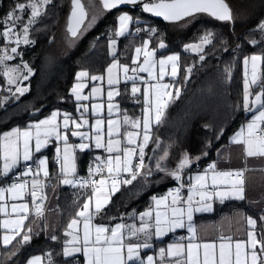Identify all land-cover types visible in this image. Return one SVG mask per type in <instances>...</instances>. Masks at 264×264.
Segmentation results:
<instances>
[{"label": "snow or ice", "instance_id": "1", "mask_svg": "<svg viewBox=\"0 0 264 264\" xmlns=\"http://www.w3.org/2000/svg\"><path fill=\"white\" fill-rule=\"evenodd\" d=\"M142 2L143 0H103V7L107 10L115 9L121 5L137 7ZM49 3L51 0H28L27 3L14 2L13 7L0 19V24L4 25L3 31L0 32V38L11 43L13 35H15L16 44L31 43L32 41L28 38L29 28L43 14L42 7ZM71 3L72 13L67 30L73 37H76L78 26L83 23L87 13L81 0H71ZM28 8H31V15L21 30L23 33L21 41V35L17 31L22 21L20 13H24ZM142 11L151 13L156 17H162L169 22L185 21V18L191 19L201 13H206L221 22H230L235 19L226 0H158V2L157 0H149V2H143ZM118 22L119 27L114 32L115 37L124 36L129 32L130 24L139 23L127 12L119 15ZM141 31V28H136L137 33ZM147 31L156 33L157 29L150 27ZM256 31L264 36V21L257 26ZM214 39L215 34L211 30H206L199 37L200 42L198 44H187L184 46V50L202 53L204 45L211 44ZM222 43H226V41H222ZM250 43L255 45L258 41L251 40ZM115 45L116 40L110 38L108 47L110 55L113 56V62L106 69L109 86L107 91L109 118L107 119L106 141L105 120L99 115L103 105L93 103L91 106V114L97 116L94 124H90L86 118L89 107L82 102L88 101L102 91L100 87H93L89 95L82 94L86 87L83 80L89 77V72L86 70L76 73L77 82L73 84L70 90L77 102L76 111L80 115L79 120L74 118L71 113L61 114L57 110L38 122L30 123L24 130L13 128L0 135V160L3 161L2 167H0V182H6L10 174L12 176L10 186H0V201L5 199V193L9 194L8 199L20 201L11 204V215L14 218L0 222V227L7 231V234L3 236V244L8 246L17 237H21L20 247L22 248L30 243L33 235H39L31 226H28L25 231V222L29 220L30 216H35L37 221L44 216V201L47 197L42 193L48 186L47 181L51 177L47 158L38 157L37 154L54 140L57 145L55 163L59 166L57 175L62 177L60 182L74 188L79 187L86 190L90 187L92 189L91 195L85 191L84 195L87 198L80 210L76 212L77 218H73L67 225L68 230L65 231L64 235L70 239L64 241L62 255L65 258H75L79 254L83 256L84 264H154V257L149 255L145 260L140 255L141 250L153 247L151 243L153 237L160 240L170 232L186 228L189 233L188 244L185 246L183 243L173 242L167 246V249L160 248L158 255L161 264L164 262L165 255L173 258L170 264H264V232L258 238L257 221L250 216L247 218L249 229L247 241L236 240L233 243L231 236L221 235L218 252L215 242H195L197 230L194 225V214L211 212L214 199H218L221 203L229 199L244 200V171L247 169L220 171L217 170L216 163H212L202 174L197 173L195 176H190L187 184H185L182 182V173L194 162L187 152L182 154L179 163L172 169L167 168L163 163L169 158L167 150L164 151L163 155L155 158L154 170L151 165H145V148L152 139V123L160 124L168 103L171 99H178L180 96V88L160 82L164 80L166 75H169L166 70L169 65L171 66V77L174 80L178 77L180 55L178 53L168 55L157 61L155 59L156 50H149V41L145 40L142 47L135 49V56L132 58V64L135 66L130 67L127 64H120L115 58ZM158 47L160 49L166 48L163 40ZM236 47L239 48L240 46L237 45ZM225 50L227 51V49ZM0 51L3 52V55H0V64L5 65L3 75L7 78L9 85H16L13 96H16L17 93L23 96L29 91V88L20 85L22 81L28 80L33 74L32 69L27 63L23 64L26 73H23L19 66L8 67L5 62L12 60L14 56L8 54L7 45ZM10 51L12 54L19 55L17 47H12ZM141 55L144 57L143 63H138ZM204 59V55H199L200 61ZM250 60L252 66L251 81L248 79L249 57H245L243 61L245 66L243 109L245 112L252 113V116L246 125V130L242 129L241 132L237 133L232 138V142L243 144L247 157L264 158V100H262L264 98V85H261V92L250 100L252 95L250 85H256L259 80L257 69L259 63L264 60V55L254 54ZM114 69H122L124 81L132 82L131 93L134 97L141 92V88L136 85V80H143L137 73H147L148 80L156 81L155 83L144 81L142 117L132 119L125 112L122 121L111 118L114 111H119L118 105L113 103L114 97L121 95L119 89L115 87L120 84V77L118 73L114 75ZM192 71V67L185 69L187 73L185 80L189 78ZM129 72L132 75H129ZM225 72L231 74L229 68H226ZM90 78L92 81L103 80L102 76L96 75H92ZM170 87L173 88L172 91H169ZM61 115L62 124L58 120ZM70 125L74 126L75 130H72ZM128 126L135 131L127 130ZM122 127L125 129L123 132H121ZM84 128H88V130L82 131L81 129ZM69 131L71 136L80 140V143H69V136L67 135ZM141 135L142 142H139ZM121 136L123 139L120 138ZM93 144L96 149L103 148L108 156L106 158L95 157L93 161L95 167L90 164L88 168V179L77 178L76 152L77 150L79 152L90 150ZM157 144L159 145L158 139ZM206 147H211V143L209 142ZM155 151L156 149H153V152ZM199 158L196 157L195 159L198 160ZM148 159L151 160L153 157H148ZM105 169L108 173L106 178L93 179L96 174L102 173ZM154 171L164 172L166 176L178 183V187L170 189L165 197H152L156 206L154 214L152 209L140 213L139 226L135 223L131 225L118 223L114 227H110L93 223L94 218L102 214L111 202V197L119 192L122 186L131 185L138 177H144L145 183H147L148 177L152 176ZM41 174L43 180L40 178ZM129 176L130 178H128ZM27 177H31L30 183ZM185 188L187 189L186 197L182 191ZM26 194L31 196V205L25 200ZM169 198L170 203H168ZM161 206H163L164 211L160 210ZM0 213L9 215L7 204H0ZM129 217L133 220L136 219L133 214H129ZM260 219L264 221V215ZM37 221H33V223ZM81 223L83 224L82 236L79 234L78 228ZM141 238L143 239L141 240ZM51 239L56 241L58 237L52 235ZM133 239L137 242L131 243L130 241ZM47 258L49 264H53L50 254L47 255ZM40 261L41 257L36 256L29 259L27 264H40Z\"/></svg>", "mask_w": 264, "mask_h": 264}, {"label": "trees", "instance_id": "2", "mask_svg": "<svg viewBox=\"0 0 264 264\" xmlns=\"http://www.w3.org/2000/svg\"><path fill=\"white\" fill-rule=\"evenodd\" d=\"M24 1L1 0L0 19L14 2ZM54 2L52 0L46 13L32 25V30L36 31L29 36L33 40V46L19 48L23 50L24 58L33 60L34 63L35 71L29 92L15 101H3L5 90L0 89V134L15 125H25L31 119L38 120L55 108L69 111L74 105L70 90L76 73L83 69L89 72V76L103 74L111 60L107 44L110 38L116 40L115 58L128 65L131 64L134 48L144 39H149L154 46L162 37L167 49L158 52L157 56L171 52H178L180 55V76L177 80V85L181 87L180 96L168 103L162 122L152 128L148 150L157 145L160 153L165 150H176L181 154L187 152L192 158L200 157L198 166L205 167L214 158L216 150L227 143L240 125L250 118L251 114L243 109V61L245 57L263 52L264 37L254 29L264 21V0H226L235 17L230 22L217 21L208 14L201 13L191 19L185 18V22L191 20L190 24L180 27L181 21L169 22L139 14L148 23L132 25L131 31L122 37H115L112 32L116 26V17L122 11L134 12L125 8L106 10L100 0H94L101 7V19L77 40L75 48L68 49L67 54L58 51L61 49L60 45L67 48L62 43L68 39L65 26L71 0H65L61 9H50ZM137 27L142 31L137 33ZM150 27L156 28L157 32L149 33L147 30ZM200 29L211 30L215 34L214 41L205 46L202 52L205 56L203 61L199 60V55L184 50L186 44L197 40L194 39L197 36L195 31ZM251 40L258 43L254 45L250 43ZM237 45L240 47L237 48ZM188 67H192L193 71L185 80V69ZM226 68L230 69V75L225 72ZM260 82L257 87L264 83V72ZM2 84L3 78L0 74V85ZM257 87L254 89L257 90ZM122 95V101H125L127 94ZM131 107L135 106L128 105V108ZM209 142L211 147H206ZM173 180L164 172H153L147 183L144 177H138L131 185L122 186L111 197V202L100 219L107 225L130 221L129 214L137 215L150 208L152 197L172 187L175 184ZM81 198L76 199L71 191L63 188L59 191L61 229L65 227V222L75 216L81 205ZM237 206L242 207L248 214L252 213L244 203L230 202L219 206L214 213L199 218L215 217L221 210H231ZM262 215L264 213L256 214L258 238L264 232V221L260 219ZM63 238L58 236V246ZM20 240L21 237H17L10 246L1 248L0 264H25L28 258L44 252L49 245L42 235H33L30 243L22 248ZM165 241H171V236Z\"/></svg>", "mask_w": 264, "mask_h": 264}, {"label": "crops", "instance_id": "3", "mask_svg": "<svg viewBox=\"0 0 264 264\" xmlns=\"http://www.w3.org/2000/svg\"><path fill=\"white\" fill-rule=\"evenodd\" d=\"M140 22L141 21L139 20V23ZM130 25H129V31H130ZM118 27H119V22H118ZM127 34L128 33H126L125 35H127ZM146 40H148V39H146ZM142 45L139 47H142ZM158 45L156 48H154L156 50L155 59L157 61L160 58L178 53V52H171L168 54L157 56L158 52L161 53L167 49V45H166V48H164V49H160L158 47ZM135 49L132 53V58L135 56ZM116 50L117 49H116V45H115V54H116ZM149 50H153V48L150 47V41H149ZM262 51H263L262 54H256V55H264V39H263V50ZM109 56H110L111 60L108 63V65L105 67L103 74L97 75V76H102L103 80L92 81L90 78L91 76L85 78L83 83L86 84V87L83 89V93H82L84 95H89L91 93L93 87H100L102 89V91L100 93H97L95 97L90 98L88 101H84L82 103L87 104L89 107V113L86 114V118L89 120L90 124H94L95 119L97 118V116H93L91 114L92 104L98 103V104L103 105L102 111L99 115L102 116L105 120V125H104L105 141L107 139V135H106L107 119L109 118L108 112H107V104H108L107 91L109 90V86L107 84L106 69L113 62V56L110 55V50H109ZM132 58H131V65H129L130 67L135 66L132 64ZM143 59H144V57H143V55H141L138 63H143ZM119 63L125 64L122 62H119ZM249 63H250V60H249ZM179 64H180V59H179ZM262 68H264V60H262L259 63V66L257 69V74L259 76V80L257 81V84L256 85H250V91L252 92V95L250 96V100L254 99L255 95L259 94L261 92V86L260 87H257V86L262 82V81L260 82L261 76L264 72ZM166 70L169 73V75H166L164 77V80L160 81V82L161 83H167L170 86L181 88L179 86V84L177 85V80L180 76V71H179L178 77L174 80L170 75L171 66L170 65L167 66ZM156 71H157V75H158V66H157ZM113 73H114V75H116L118 73V75L120 77V84L116 85L115 87H117L119 89L121 95L114 97L113 103L118 105L119 111H114L111 118L112 119H120L122 121L123 114L125 112L132 119L142 117V109L144 107V103H143V101H144V96H143L144 81H148V83H155L156 81L148 80L147 73H137V75L139 77H142L143 80H141V79L136 80V85L141 88V92L138 93L134 97L131 93L132 82L131 81H128V82L124 81V79H123L124 73H123L122 69H119V70L114 69ZM248 73H252V66L250 64H248ZM129 75H132V73L129 72ZM243 78L245 79V66H244ZM248 79H249V77H248ZM249 81H251V78L249 79ZM243 83H244V80H243ZM262 85H264V83ZM256 87H257V90L254 89ZM172 90H173V88L170 87L169 91H172ZM122 94H127V95H125V97H126L125 101H122V97H124V95H122ZM72 98L74 101V105H73L74 107L72 106L73 108L70 109L69 111H65V110L64 111L71 113L74 118L79 120L80 115L76 111L77 102L75 101V98L73 96H72ZM173 99H175V98H173ZM173 99H171V100H173ZM127 100H128V102H127ZM262 100H264V98H262ZM130 104H132L135 107L128 108V105H130ZM51 113H49L48 115H46V116H44L38 120L37 119H31L27 122V124L20 125L23 128H20V126L15 125V126L9 128L8 130L4 131L3 133L8 132V131L12 130L13 128H19L21 130H24L30 123L38 122L39 120L48 117ZM60 113L62 114V112H60ZM246 113L251 114V116H252V113H249V112H246ZM251 116L246 122H244L242 125H240V127L230 136L227 143L220 146L216 150V152L214 154V158L210 162L207 163V167H208V165H210L212 163H216L217 170H220V171L245 170V169H247L246 171H244L245 199L244 200L229 199V200H225L224 203H221L218 199H214V201H212L213 210L211 212H203V213H195L194 214V225H195L196 230H197V239L195 242H197V243L215 242V243H217V252H218V245L220 242L219 238L221 235H223L225 237L231 236L233 238V243L236 240L247 241V239H248L247 232L249 230L248 225H247V218L250 216V217L254 218L258 223V218H257L256 214H263L264 213V158H262V157H247L245 154V151H244V145L243 144H236V143L232 142V138L234 136H236L237 133L241 132V130L243 129V125H244V127H246L245 124H247L249 122V120L251 119ZM58 120L62 124V115L60 117H58ZM155 125H157V124L155 122H153L151 125V130ZM70 127H72V130H75L74 126L70 125ZM244 129L246 130V128H244ZM81 130L87 131L88 128H84ZM127 130L135 131V129H132L130 126H128ZM123 131H125V129L122 127L121 132H123ZM3 133H1L0 135H2ZM67 135L69 136V140H70L69 143H71V144L80 143V140L77 137L71 136L70 131L67 132ZM120 138L123 139L122 136ZM139 142H142V135L139 137ZM150 143H151V140H150L148 146L145 148V153H146L145 165L146 166L151 165L152 169L154 170L155 169V163H156L155 158L163 155L164 151H162L160 153V149L157 145L154 148L148 150ZM33 146H34V142H33ZM56 146H57L56 142L53 140L46 148L42 149L41 152L37 154L38 157H42V158L46 157L47 158L49 173L53 179L50 181V183L48 184V186L46 188L47 189V201L45 204L44 216L39 218L38 221H37V218L35 216H30L29 220L25 222V229L24 230L26 231L27 227L31 226L34 228L35 232H38L39 235H42L44 237V239L47 242H49V245L46 246L44 252L32 256V257H36V256L41 257L40 264H49V261L47 258L48 254L51 255L53 264H84V258L82 255L77 254V256L75 258H65L62 255V250H63V246H64L63 241L70 239V237H66L64 235L65 231L68 230L67 225L70 223V221L73 218H77V217L75 215L72 218H70L69 221L65 222V227L63 229H61V214H60V210L58 207V196H59V191L63 188L65 190L71 191L72 195L76 199H80L82 197L81 198L82 199L81 205L78 209V210H80V208L83 205L84 200L87 198L84 195L85 191H87L88 195H91V191H89L88 189H86V190L80 189L79 187L74 188V187L69 186V185H64L60 182L62 177H58L57 174L59 173V166L55 163ZM60 146L62 148V146H63L62 143L60 144ZM153 149H156V151L153 152ZM168 153H169V158L166 161H164L163 163L167 168L172 169L179 163V160L182 157V154L176 150H171V151L169 150ZM121 155H122V153H121ZM76 156H77V173H79L80 171H83V170L88 171L90 164L93 167H95V164L93 163V161L95 160V157L100 156L102 158H106L108 156V153H106V151L103 148L96 149L94 147V144H93V146L91 147L90 150H85L84 152H79V150H77ZM148 157H153V159L149 160ZM200 159L201 158H199L197 160V159L193 158L194 162L192 164H190L189 167L187 169H185L184 172L182 173V182L187 184L188 178L190 176H195L197 173L202 174L204 172V170L207 167H204L203 169L198 170V171L193 170V168L195 166L199 165ZM2 164H3V161L0 160V167H2ZM104 171L107 172L106 169ZM156 173H162V172H156ZM41 177H43L42 174H41ZM30 182H31V180L29 181V183ZM209 183H210V181H209ZM0 186L8 187L6 185H0ZM173 186L168 188L164 193L155 195V197H157V198L165 197L168 194L170 189H174V188L178 187L177 181H175V184ZM182 191L186 197L187 189L185 188ZM8 195H9L8 193H5V199L3 201H0V204H7L8 205L9 215L6 216L4 213H0V222H2L5 219L14 218L11 215V204L14 202H16V203L20 202V201H12V200L8 199ZM197 199H198V197H197ZM25 200L30 204L29 195H27V194L25 195ZM230 202H242V203H244V205L247 208H249V210H251L253 214L252 213L248 214L245 212V210L242 207L237 206V207H233L231 210L223 209L215 217L209 216V217H205V218H199L200 216H205V215H209V214L214 213L219 206H221L223 204L230 203ZM168 203H170V198H169ZM93 208H94V202H93ZM149 209L153 210V214L155 213L156 206H155V203L152 199H151V207L146 209L145 211H147ZM160 210L164 211L163 206H161ZM140 213H142V212H140ZM139 214H137V215L133 214L136 217L135 220L131 219L130 221H127L126 223L120 221V222L112 224L113 225L112 227H114L118 223H125V224H129V225L135 223L137 226H139V224H140ZM100 216H101V214L96 216L93 220V223L106 226L107 224L102 222V220L100 219ZM33 221H37V222L33 223ZM78 228H79V234L82 236L83 224L81 223L80 225H78ZM256 232H257V225H256ZM60 233H61V236H63L65 239L63 238V240L59 243V246H58V244H57L58 239L56 241H53L51 239V236L56 235L58 237V236H60ZM5 234H7V231L5 229H3L2 227H0V250H1V248H5V247L10 246V244L8 246H5L3 244V236ZM169 236H171V241L166 242L165 240ZM257 236H258V234H257ZM188 237H189V233L187 232L186 228L177 229L175 232H170L160 240H157V239H155V237H153V239L151 241L153 247L148 248V249H142L140 255L145 260H146L147 256L152 255L154 257V264H161V261H160L159 255H158L159 249L160 248L167 249V246L173 242H180L186 246L189 242ZM142 239L143 238H141V240ZM130 242L136 243L137 241L135 239H133ZM32 257L28 258V260L31 259ZM172 259L173 258H169V257H167V255H165L163 264H170V261ZM201 259H202V256H201ZM28 260L25 262V264H27Z\"/></svg>", "mask_w": 264, "mask_h": 264}, {"label": "rangeland", "instance_id": "4", "mask_svg": "<svg viewBox=\"0 0 264 264\" xmlns=\"http://www.w3.org/2000/svg\"><path fill=\"white\" fill-rule=\"evenodd\" d=\"M64 1L65 0H55V2L53 3V4H51L50 5V9H61V7H62V5H63V3H64ZM84 2H83V4L86 6V9L88 10L87 12H88V16L86 17V20L84 21V23H83V26H82V28H81V30L77 33V36L76 37H73V36H71L69 33L66 35V37L68 38L67 40H65V41H63V43L62 44H64L67 48H64L62 45H60V47H61V49L58 51V52H63L62 54H67L68 53V49H70V48H75V45H76V42H77V40L81 37V36H83L84 35V33H86V32H88L94 25H96L97 23H98V21L101 19L100 18V16H101V14H102V10H101V7L97 4V3H95L94 2V0H83ZM28 2V0H25L24 2H18V3H27ZM51 3H52V0H51ZM102 3H103V0H102ZM263 3V2H262ZM261 3V4H262ZM50 4V3H49ZM49 4H47V5H44L43 7H42V15H44L45 13H46V10H47V8H48V6H49ZM55 6V7H54ZM12 7H13V5H12ZM11 6H9L8 8H7V10L9 11L11 8H12ZM124 12H127V13H129L130 15H132L135 19H137L138 21L140 20L141 22H145V24H147L148 23V21H146L145 19H143V18H141V17H139L138 15V13L137 12H134V13H131V12H129V11H122V12H120L118 15H117V17H116V26H115V29L112 31L113 33L115 32V30H117L118 29V17H119V15L121 14V13H124ZM247 12H249V9L247 10ZM20 15H21V17H22V21H21V23H20V25H19V28L17 29V31L19 32V34L21 35V41H22V38H23V33H22V28H23V26L25 25V24H27V22H28V18L30 17V15H31V8H28L24 13H20ZM42 15H41V17H42ZM41 17H39L38 19H37V21L41 18ZM140 22V23H141ZM182 22V24L180 25V27H184V26H187V25H189L190 24V22H191V20H188V21H181ZM260 24V23H259ZM258 24V25H259ZM0 25H2V24H0ZM132 25H134V24H131L130 25V31H131V26ZM257 27V26H256ZM3 28H4V25H2V27L0 28V32H2L3 31ZM33 29V26L32 27H30L29 28V32H28V38H29V40L30 41H32L31 43H29V44H24L23 42H21V43H19V44H16L15 43V35H13V38H12V42L11 43H9V42H7V41H5L4 39H2V38H0V49H3L4 47H5V45H7V49H8V54L9 55H13L14 56V58L12 59V60H10V61H6L5 62V64L8 66V67H10V68H15V67H17V66H19L20 68H21V70H22V72L23 73H26V70H24L23 69V64L24 63H27L28 65H29V67L32 69V71H33V74L29 77V79L28 80H24V81H22V84L20 85V86H27L29 89H30V82H31V78H32V76L34 75V63H33V60H30V59H26V58H24V56H23V53H22V51L23 50H19V48L20 47H22V48H30V47H32L33 46V40L29 37L30 35L32 36L33 34H34V32H36V31H33L32 30ZM202 30V31H201ZM254 30H256V28L254 29ZM129 31V32H130ZM128 32V33H129ZM199 32H201V34L199 35ZM80 33V34H79ZM195 33H197V36L194 38V39H197L196 41H193V42H190V43H188V44H198L200 41H199V37L200 36H202L204 33H205V30H203V29H200V30H198V31H195ZM199 35V36H198ZM125 36V35H124ZM262 37H264V36H262ZM146 39H144L143 40V42L145 41ZM149 40V39H148ZM161 40H162V37H161ZM161 40L158 42V43H156L154 46H152V44H151V41H150V47L151 48H156L157 47V45L161 42ZM143 42L139 45V46H141L142 44H143ZM107 44H109V41L107 42ZM187 45V44H186ZM139 46H136V47H139ZM205 46H207V45H204V48H205ZM12 47H17V50H18V52H19V55H15V54H12L11 53V48ZM135 47V48H136ZM134 48V49H135ZM134 51V50H133ZM188 52H192V53H195V54H197V55H201L202 53H196V52H193V51H191V50H189ZM57 54H60V53H57ZM0 55H3V52L2 51H0ZM57 58H58V56H57ZM131 58H132V55H131ZM35 59V58H34ZM249 60H250V58H249ZM250 65H251V60H250V63H249ZM131 65V64H130ZM4 67H5V65H3V64H0V74H1V76H2V78H3V84L2 85H0V89L1 88H3V91L5 90V92H4V95H3V101L5 100V99H12V100H17V99H19V98H21L22 96H20L18 93L16 94V96H13V93L15 92V88H16V85H9L8 83H7V78L6 77H4V75H3V71H4ZM83 70V69H82ZM81 71V70H80ZM79 72V71H78ZM248 77H249V79L251 78V73H248ZM84 81V80H83ZM77 81H76V77H75V82L74 83H76ZM73 86V85H72ZM72 88V87H71ZM9 89H11V91H9ZM29 92V91H28ZM27 92V93H28ZM27 93H25L24 95H26ZM6 94H7V96H6ZM23 95V96H24ZM74 97V96H73ZM6 101V100H5ZM74 107V106H73ZM72 107V108H73ZM71 108V109H72ZM59 111V112H62V114L63 113H65V111L63 110V109H60V108H55V109H53L51 112H53V111ZM50 112V113H51ZM74 115V114H73ZM18 126H20V125H18ZM20 128H23V127H21L20 126ZM69 142H70V140H69ZM95 224V223H94ZM106 226H110V227H112L113 225H106Z\"/></svg>", "mask_w": 264, "mask_h": 264}, {"label": "built area", "instance_id": "5", "mask_svg": "<svg viewBox=\"0 0 264 264\" xmlns=\"http://www.w3.org/2000/svg\"><path fill=\"white\" fill-rule=\"evenodd\" d=\"M75 144H77V143H75ZM205 167H207V165H206ZM203 168H204V167L195 166V167L193 168V170L198 171V170H201V169H203ZM123 175H127V174H123ZM107 176H108V173H107L106 171H103L102 173L96 174V175L93 177V179H95V180H99L101 177H105V178H106ZM50 177H51V176H50ZM77 178L88 179V178H89L88 171L77 173ZM128 178H130V176H129ZM27 179L30 181V180H31V177H27ZM41 179L43 180L44 178L41 177ZM52 179H53V178L51 177V179H50L49 181H47V184H49L50 181H51ZM11 180H12V176L10 175L9 178H8V180H7L6 182H0V185H6V186H9L10 183H11ZM46 188H47V187H46ZM46 188L43 190V193H42V194L45 195V196L47 197V189H46ZM88 190H89V191H92V189H91L90 187L88 188ZM29 200H30V204H31V196H30V195H29ZM46 201H47V199L44 201V205L46 204Z\"/></svg>", "mask_w": 264, "mask_h": 264}, {"label": "water", "instance_id": "6", "mask_svg": "<svg viewBox=\"0 0 264 264\" xmlns=\"http://www.w3.org/2000/svg\"><path fill=\"white\" fill-rule=\"evenodd\" d=\"M0 1H1V0H0ZM100 1H101V4H102V7H103L102 0H100ZM157 2H158V0H157ZM81 3H83V2L81 1ZM70 4H71V6H70V9H69V12H68V15H67V23H66L65 28H66V31L71 35V33L67 30V29H68L69 20H70V18H71V13H72V3L70 2ZM121 6H125V5H121ZM142 6H143V3H142ZM118 7H120V6H118ZM103 8H104V7H103ZM121 8H125V7H121ZM104 9H105V8H104ZM115 9H118V8H115ZM125 9H126V8H125ZM106 10H107V9H106ZM111 10H113V9H111ZM85 11H86V9H85ZM86 13H87V12H86ZM86 17H87V15L85 16L84 21L86 20ZM151 17L164 20L162 17H156V16H154L153 14H151ZM84 21H83V23H84ZM164 21H165V20H164ZM83 23H81V24L78 26L77 33L81 30V28H82V26H83ZM71 36H72V35H71Z\"/></svg>", "mask_w": 264, "mask_h": 264}, {"label": "flooded vegetation", "instance_id": "7", "mask_svg": "<svg viewBox=\"0 0 264 264\" xmlns=\"http://www.w3.org/2000/svg\"><path fill=\"white\" fill-rule=\"evenodd\" d=\"M143 2H149V0H143ZM142 3L139 6H137V7H133L132 5H125V6H120V7H117V8L125 7L126 9L131 10L133 12H137L140 15H144L146 17H151V13H145V12L142 11ZM87 16H88V14H87Z\"/></svg>", "mask_w": 264, "mask_h": 264}, {"label": "bare ground", "instance_id": "8", "mask_svg": "<svg viewBox=\"0 0 264 264\" xmlns=\"http://www.w3.org/2000/svg\"><path fill=\"white\" fill-rule=\"evenodd\" d=\"M245 125H247V124H245ZM244 128H246V127H244V125H243V129ZM174 181V180H173ZM172 184V183H171ZM171 184H169L170 186H171ZM174 187V186H173ZM167 188H168V185H167ZM63 231V230H62ZM60 235H61V233H60ZM61 238V237H60ZM65 239V238H64ZM64 242V241H63Z\"/></svg>", "mask_w": 264, "mask_h": 264}]
</instances>
